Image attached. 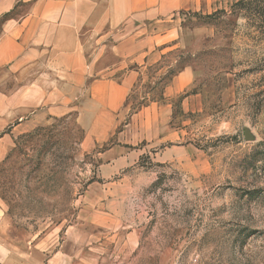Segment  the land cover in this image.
Returning <instances> with one entry per match:
<instances>
[{
	"label": "rangeland",
	"instance_id": "1",
	"mask_svg": "<svg viewBox=\"0 0 264 264\" xmlns=\"http://www.w3.org/2000/svg\"><path fill=\"white\" fill-rule=\"evenodd\" d=\"M234 2L10 17L48 25L54 87L0 163L5 264H264V21Z\"/></svg>",
	"mask_w": 264,
	"mask_h": 264
},
{
	"label": "crops",
	"instance_id": "2",
	"mask_svg": "<svg viewBox=\"0 0 264 264\" xmlns=\"http://www.w3.org/2000/svg\"><path fill=\"white\" fill-rule=\"evenodd\" d=\"M75 1L85 10V0H0V16H4L0 22V163L11 148V134L32 120L39 103L43 104L39 95L52 93L54 87L53 59L42 46L49 37L38 33L48 25L18 22L10 17L27 3L30 7L45 3L68 10ZM38 61L45 63L42 73L38 71ZM64 85L69 88L68 83ZM0 264H5L4 246Z\"/></svg>",
	"mask_w": 264,
	"mask_h": 264
},
{
	"label": "trees",
	"instance_id": "3",
	"mask_svg": "<svg viewBox=\"0 0 264 264\" xmlns=\"http://www.w3.org/2000/svg\"><path fill=\"white\" fill-rule=\"evenodd\" d=\"M233 6L247 21H264V0H235Z\"/></svg>",
	"mask_w": 264,
	"mask_h": 264
},
{
	"label": "built area",
	"instance_id": "4",
	"mask_svg": "<svg viewBox=\"0 0 264 264\" xmlns=\"http://www.w3.org/2000/svg\"><path fill=\"white\" fill-rule=\"evenodd\" d=\"M184 264H187V263H184Z\"/></svg>",
	"mask_w": 264,
	"mask_h": 264
}]
</instances>
